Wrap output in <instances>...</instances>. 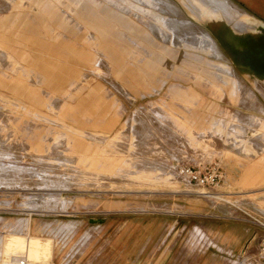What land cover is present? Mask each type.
<instances>
[{
  "label": "rangeland",
  "instance_id": "1",
  "mask_svg": "<svg viewBox=\"0 0 264 264\" xmlns=\"http://www.w3.org/2000/svg\"><path fill=\"white\" fill-rule=\"evenodd\" d=\"M162 1L66 0L67 10H74L76 15L81 10L83 13L88 10L90 29L100 27L105 30L98 32L103 31L104 36L118 33L122 38H133V44L112 42L111 47L121 57L120 63H116L100 48L94 51L96 61L90 62L60 54L61 51H54L55 54L14 37L13 33L18 32L17 19L5 18L15 11L10 10L14 0H0V36L13 39L9 42L0 38V43L7 46L0 47V177H4L0 181V220H5L0 223V233L8 231L24 235L29 229L28 234L39 240L38 250L41 261L47 262L45 264H208L215 257L218 263H224L227 258L237 264H244V259L264 264L259 253L260 240L255 247L248 249L247 244L239 254L230 257L205 247L206 237L201 230L209 231L212 225L218 224L204 215V207L208 203L215 206L219 200L230 202L231 199L220 193L214 195L216 199L198 196L196 191L201 190L190 186L180 173L183 166L201 170L217 164L222 181L215 192L221 190L228 174L236 178L239 175L233 163L242 160L229 159L223 153L230 141L225 135L235 134L239 130L236 126L239 121L246 123L251 119L240 111L264 117L263 113L240 109L258 110L259 100L264 104L261 93L264 91V0H230L242 11L239 14L231 12V21L220 13L209 16L200 0H169L181 8L174 10L180 17H189L186 13H191L190 5L206 13L200 23L194 21L197 26L188 29V36L180 33L179 40L173 36V20L180 19L182 24L187 20L176 19L167 13ZM75 2H82L83 7ZM37 7L32 9L37 10ZM60 8L64 6L60 5ZM156 17L161 21L156 22ZM239 22L248 24L249 29L238 31L235 26ZM187 28L182 25L184 31ZM56 32L76 39L62 29L58 28ZM93 32H89V39L96 41L91 35ZM199 32L206 33L214 41L219 53ZM140 38L166 45L161 49L168 62L160 72L151 73L152 77L143 75L139 69H143L149 59V53L142 50L144 42ZM126 47L129 51L125 52ZM6 53L17 60V68L7 60ZM99 62L103 64L99 66ZM177 64L184 68V75L180 68L175 69ZM137 71L141 77L137 76ZM193 71L202 79H211L218 91L212 85L200 89L197 86L200 81L190 80ZM234 74L242 79V87L236 83ZM176 87L186 90L192 87L217 107L213 109L211 105L201 112L199 129H194V123L186 122L185 117L195 115L203 101L177 97L174 94ZM221 87L230 93L226 100ZM248 88L254 89V98ZM53 98L59 102L42 101ZM28 109L87 131V136L74 135L81 146L76 151L89 156L94 148L104 149L102 173L91 174L89 168H82L80 160L66 157L65 153H69L71 147L68 146L64 153L59 143L50 148L51 143L41 142L63 130L55 125L48 128L47 119H38ZM117 112L121 113L118 122L105 136L114 135L132 114L140 113L145 117L148 129H152V125L160 129V123L168 137L163 136L162 143L154 142L145 147L128 129L112 139L91 133L106 130L104 126ZM78 123L85 125L81 127ZM93 123L96 126H92ZM195 124L198 127L200 123L196 121ZM252 127L257 129L255 125ZM157 129H153L155 133H159ZM61 133L57 136L64 140ZM239 138L236 136V140ZM233 149L232 145L227 148L236 153ZM55 178L64 179L62 182L57 179L55 184ZM65 179L67 183L62 185ZM102 188L104 190H99ZM240 191L250 193L254 190ZM36 194L41 198L32 197ZM259 196L262 194L243 198L252 201ZM183 200L201 202V216L179 214L184 210L179 206ZM47 201L55 203L52 208L47 207ZM85 201L97 206L83 208ZM30 209L34 212L46 210L47 213H33L29 217ZM57 222L64 226L58 229ZM193 225L200 226L201 230L192 229ZM235 225L238 229L242 227L239 222ZM196 231L202 236L203 241L199 238L201 243L195 238ZM58 246L63 248L60 253ZM67 254L70 261H65Z\"/></svg>",
  "mask_w": 264,
  "mask_h": 264
},
{
  "label": "crops",
  "instance_id": "2",
  "mask_svg": "<svg viewBox=\"0 0 264 264\" xmlns=\"http://www.w3.org/2000/svg\"><path fill=\"white\" fill-rule=\"evenodd\" d=\"M41 1L42 0H14V3L10 10H15V11H13V14H10L9 12L8 15L5 16L7 20H12L13 18L17 19L16 28L18 29V32H15L16 34L13 33L14 37L22 38V40L27 43L37 44L39 45V47H43V49H46L47 51L48 50H52L53 52L61 51V53L59 52L60 54L64 53L65 55L75 56L79 59L88 60L90 62L96 61L94 57L95 56L94 51L100 48L101 51L103 50V52L106 54L108 58H110L112 61H115L116 63H120L121 61L120 54L111 47L112 42L114 40H117L120 42L128 41L131 44L134 43L133 38L130 36L122 38L120 37L121 34L118 33H109L108 35L104 36L102 32L105 29L100 27L96 29L95 28L90 29L87 22L89 19L88 10L85 13H83V10H81L82 12H80L79 15H76L74 14L75 13L74 10H67L66 0H49V1L43 0L42 2ZM37 4H38L37 10L32 9V7L36 6ZM52 4L53 6L51 7ZM60 5H63L64 8H60ZM27 10L29 11L26 13ZM69 12L71 14H69ZM9 16L10 18H8ZM58 28L71 34L76 39H71L68 38V36L57 34L56 31L58 30ZM100 30L103 31L100 33L98 32ZM90 31H94L91 35L94 40L97 39L96 41H92L89 39ZM35 35L38 37H35ZM0 38L3 41L5 39H8L9 42L13 41L12 37L7 38L1 35ZM141 41L144 42V46L142 50L143 52L149 53L148 56L149 59L147 60V63H144L145 66L143 67V69L142 68L139 69L141 73H143V75L152 77L151 73L158 71L160 72L164 63L168 62L167 58L164 56L162 52L163 49H161L166 45L157 44L158 43L157 41L156 43L153 44L152 39H148V40L141 39ZM5 46L6 44L1 41L0 47H5ZM123 50L125 52L129 51L128 47L124 48ZM22 54L28 55L26 52H23ZM136 59H138V57ZM7 60H10L13 63L14 68H17V65H19L17 60L9 54H7ZM101 63L103 64V62H99V66L101 65ZM175 69L180 70V73L184 75L183 72L184 68L180 67L178 64L175 66ZM97 71L100 72L99 69H97ZM76 73L79 74L78 71H76ZM138 73L139 72L137 71V74ZM137 76L140 75L138 74ZM190 77H191L190 80L195 81V83L197 81H200V85L197 82L198 83L197 86L200 87V89L208 88L210 85H212L214 86V89L218 91V86L211 79H202L200 75H198V73H195L194 71L191 73ZM140 81L142 82V79H140ZM110 83L113 87L115 86L113 82ZM212 83H214V85ZM114 88L118 89L116 88V86ZM221 88L223 89L222 90L223 95L226 100L227 94L230 93H228V90L226 88L224 87ZM174 90L177 91L174 94L176 96L178 95L177 97L181 99L183 98L189 101L195 100V101H199L200 103L203 101V103H201L202 106L200 107L199 111L196 112L195 115H191L190 117L188 116L185 117L186 122L189 120L190 122L194 123V125L192 126L194 127V129H199L201 126V112L203 110L205 111V109H207L208 106H209L208 108H210L211 105H213L212 107L213 109H217V107H215L213 103H211L210 101L208 102L206 99H203L201 94L196 92L195 89L192 87H189L187 90L181 87H176ZM261 93L264 97L263 90ZM42 101L43 102L46 101L49 103L59 102L57 98L45 99V100L43 99ZM258 103L260 105V109L258 110H250L243 107H240V109L264 114V104L260 100ZM29 111H31V113L38 119L41 118L47 119L45 121H47L46 126H48V128H51V125H55L56 127L63 130L62 133L59 131L58 134L59 135L60 133L64 134L65 136L64 140L59 139L57 134V135H52V138L46 140L42 139L41 142L46 141L48 143H51L50 148H53L55 144L59 143L61 145V150L64 153L66 152V150H68V146L71 147L69 148L70 152L65 153L66 157L80 160V162L82 163V168H85L86 166L87 168H89L87 170H90L88 172L91 174L99 175L100 173H102L101 161H102V155L104 149L94 148L92 149L91 155L89 156L87 155L85 156L81 152L79 153L76 151L81 146L79 140H76V138H74V135L87 136L89 134L87 131L81 130L79 128H74L68 125L65 121L52 120L50 119L49 115L42 114L40 111L37 110H29ZM240 112L250 116L251 119L248 120L246 123L239 121V124L236 125L237 127H239V130H237L235 134H233V132H230V133H226L225 135L226 138L230 140L227 143V148H229V146L232 145L234 148L233 150H237V151H234L236 153H233V152H229L227 148L223 150V153L225 152L224 155L226 157H230L229 159L242 160L241 162L234 161L233 163V168L239 170L238 171L239 175L236 178L235 176L228 174L224 178L223 183L220 187L221 190L219 192H215L216 188L211 190L212 193H214V195L220 193V195H222L224 198H228V199L230 198L231 200L230 202H228L227 200L226 201L219 200L218 204L216 203L215 206L214 203L213 204L208 203L204 207L205 208L203 212L205 213L204 215L210 218L211 222L218 225H212L209 231H204V232L203 230L200 229V226L198 225H193L192 227V229L195 227L199 228L201 232L205 235L206 237V241H204L205 247L207 246L208 248L213 249L216 254L226 255L228 257L239 254L243 249V247L246 246L247 244H248L247 245L248 249L255 247L256 243L259 242V240H261L264 237V229L259 225V224L264 225V218H263L264 212L262 210L264 209V117H256L250 112H243V111ZM119 114L121 113L117 112V114L111 116L107 124L104 126V128H106L107 131L99 127L101 129L100 131H92L91 133L102 138L112 139L116 136H119L121 133H123L128 129L129 132L133 134V136L136 139L139 138V141H142L144 143L145 147H148L149 144H152L154 142L162 143V140H164L165 138L163 136L168 137L167 130L163 128V126L160 123H159L160 129H157L158 127H154L153 125H152V129H148L144 121L145 117L140 113L132 114L127 119V121L122 125L121 129L118 132H116L114 135L105 136L108 132L112 130V128L118 122ZM56 118L60 119L59 117ZM210 120H211V116L208 118V121ZM196 121L200 123L198 127L197 124H195ZM53 122H56V124ZM138 123L140 125H138ZM94 124L95 123L91 125L96 126ZM210 124L211 123H209L208 125L211 126ZM78 125L83 127L85 124L78 123ZM254 125L257 126L256 130L252 127ZM153 127L159 130L158 131L159 133H155ZM241 127L244 128L245 130L240 129ZM192 132L194 131L192 130ZM236 136H240V138L236 140ZM89 149L90 147L87 146V150ZM94 164H96L95 167L93 166ZM238 189L240 190L246 189V190H254V191H250L249 193V192H241ZM99 190H104V188ZM97 192H104V191H97ZM256 194H262V196H259L258 198H256L255 200L253 199L252 201L243 198L244 196H252ZM96 206L97 204L95 203L85 201V204L81 207L89 209V208H95ZM102 206L104 209L105 204L103 203ZM179 206L184 208V210H182V212L179 213L182 216H187V215L201 216V212L199 211H201L202 205L201 202L199 201L183 200V203L180 204ZM65 214H70V213H65ZM260 215H262L263 217H261ZM238 222L241 223L242 225L240 229H238V227H236L235 225L238 224ZM58 233L61 232H57V234ZM196 233L197 236H195V238L197 237V239L200 241L202 236L200 232L196 231ZM53 239H55L56 241L58 240L57 236H54ZM201 240L203 241V239ZM62 250L63 248L60 246L58 248L59 253ZM68 258L71 259V257H69V255L67 254V256L65 257V261L66 260L70 261V259ZM225 260L227 261H225L224 263L222 262L218 263L217 258L215 257L210 259L208 261V264H227V262H232V263L234 262V260L231 259L229 260L227 258ZM242 261L244 264H259L257 261L249 262V259H244Z\"/></svg>",
  "mask_w": 264,
  "mask_h": 264
},
{
  "label": "bare ground",
  "instance_id": "3",
  "mask_svg": "<svg viewBox=\"0 0 264 264\" xmlns=\"http://www.w3.org/2000/svg\"><path fill=\"white\" fill-rule=\"evenodd\" d=\"M43 1V0H42ZM41 1V2H42ZM72 1V0H71ZM75 1V0H74ZM162 2H164L165 3V5H166V12L167 13H170V14H172V15H174V16H176V19H177V17L178 18H182V19H186L187 20V22L185 23V24H182V23H180V19L178 20H173V36H174V38L175 39H177V40H179L180 39V33H182V35H184L185 37L186 36H188L189 34H188V29L189 28H193V27H196L197 26V24L195 23L196 21H198L199 23L201 22V17L203 16V15H206V13H204L199 7H197V6H195V5H190L189 7H190V10H191V13H186L187 14V16H189V17H192V19L191 18H189V17H185V15H183L182 17H180L179 15H178V11L177 12H175L174 10H181V8L179 7V6H177V5H175V4H173L171 1H169V0H164V1H162ZM200 2L201 3H203L204 4V6H205V8H206V10H207V14L209 15V16H211L210 14H223L226 18H228V19H230V21L231 20H233L232 18H230L229 17V14L231 13V12H236L237 14H239V13H242V11H240V9L232 2V1H230V0H200ZM75 3H77L78 5H80L81 7H83L82 5L83 4H81L80 2H75ZM80 3V4H79ZM38 5V4H37ZM171 15V16H172ZM171 16H169V17H171ZM173 18V17H172ZM156 22H160L161 20H160V18L159 17H156ZM196 20V21H195ZM195 21V22H194ZM182 25H186V27H188L187 28V30H183L182 29ZM249 25L248 24H245V23H242V22H239L236 26H235V28L238 30V31H244V30H246V29H249V27H248ZM253 26V25H252ZM151 28H153L152 26H151ZM153 30V29H152ZM199 34H200V36H202L203 38H205V39H207V41H208V43H210L212 46H213V48L215 49L216 48V45H215V43H214V41L212 40V39H210V37L206 34V33H204V32H199ZM201 37V38H202ZM209 45V44H208ZM217 52H218V50L217 49H215ZM219 53V52H218ZM220 55V54H219ZM226 65H228V64H226ZM229 66V65H228ZM232 65H230V67H231ZM235 76H236V83H238V84H240L241 85V87H242V83H243V81H241L242 79H240V76L239 77H237L238 75H236V74H234ZM115 85V84H114ZM116 86V85H115ZM114 86V87H115ZM232 86V85H231ZM116 88H118L117 86H116ZM252 89V88H251ZM250 88H248V91L252 94V96H253V98L255 97L254 95H255V91H254V89H252L251 90ZM252 98V99H253ZM17 168V167H16ZM14 170H19V169H14ZM33 171V170H32ZM2 178H4V177H0V181H2ZM56 179V178H55ZM57 179H59V178H57ZM55 180L53 183H55L56 184V181H58V180ZM64 179V178H63ZM62 179V180H63ZM59 180H61V179H59ZM62 180L60 181V182H62ZM66 180V179H65ZM64 180V181H65ZM63 181V182H64ZM19 182V181H18ZM21 182H23V181H21ZM51 182V181H50ZM59 182V183H60ZM13 183V182H12ZM58 183V182H57ZM67 183V180L65 181V183H60V184H62V185H65ZM14 184V183H13ZM59 184V185H60ZM24 185V184H23ZM46 185V184H45ZM55 187H56V185H55ZM57 187H58V184H57ZM201 193H204V192H202V191H196V194H199L198 196H201L200 194ZM40 195V194H39ZM37 196V198L39 199V198H41V197H39L37 194L36 195H33L32 197L34 198V197H36ZM50 196V195H49ZM201 197H204V198H208V199H214L215 197H214V193H210V196L209 197H206V196H201ZM37 198L35 199V200H37ZM46 198V197H45ZM49 198V197H48ZM47 198V199H48ZM51 198H52V195H51ZM51 198H49V199H51ZM43 199V198H42ZM53 199V198H52ZM48 201H50V200H48ZM47 201V202H48ZM46 202V203H47ZM72 202V201H71ZM46 203H45V205H46ZM49 203V202H48ZM48 203H47V205H48ZM31 204V203H30ZM55 203L54 202H50L49 203V206H47L48 208L50 207V208H52L53 207V205H54ZM46 207V209H48ZM32 208V207H31ZM39 208V207H38ZM42 208H44L45 209V207L44 206H42ZM32 209H34V208H32ZM51 210V209H50ZM27 211V210H26ZM30 212V214H29V217L30 216H32V214L33 213H36V214H39V215H42V214H44V213H47L46 212V210L44 211V210H42V211H33V210H28V213ZM27 213V212H26ZM1 222H5V220H0V223ZM51 225H52V223H51ZM53 226V225H52ZM57 226H58V229H61L64 225H63V223H60V222H57ZM5 227H6V225H5ZM23 227V226H22ZM56 229V228H55ZM8 230H9V228H8ZM11 232V231H10ZM27 232L28 233H30L29 232V229H27ZM28 233H25L24 235H19V234H16V233H13V232H11V233H9L8 231L7 232H5V233H0V264H45V263H47V262H42L41 261V253L39 252V247H40V243H39V240L37 239V238H33V237H31V235H29ZM37 237V236H36ZM6 238V240H5V245H4V239ZM27 240V243L25 242ZM27 244V245H26ZM45 244V243H44ZM24 245H26V246H24ZM46 245V244H45ZM2 246H4L3 247V249H2ZM24 247H26V250H24L25 248ZM5 250H10V251H12L11 253H9L8 251H5ZM23 250H24V252H23ZM48 250V249H47ZM23 252V254H24V257H23V255H21V253ZM41 255V256H40ZM45 258V260L47 261L48 259L46 258V257H44ZM235 262V261H234ZM236 264H237V262H235Z\"/></svg>",
  "mask_w": 264,
  "mask_h": 264
},
{
  "label": "built area",
  "instance_id": "4",
  "mask_svg": "<svg viewBox=\"0 0 264 264\" xmlns=\"http://www.w3.org/2000/svg\"><path fill=\"white\" fill-rule=\"evenodd\" d=\"M180 173L182 178L187 180V183L190 186L204 192L200 195L206 197H209L212 192L211 190L218 188L222 181L221 170L217 164L210 165L201 170L189 166H183ZM261 225L264 228V225ZM259 253L264 262V238L259 242Z\"/></svg>",
  "mask_w": 264,
  "mask_h": 264
}]
</instances>
